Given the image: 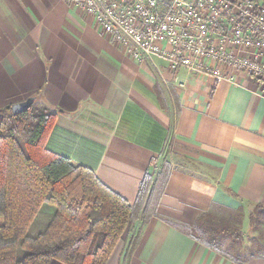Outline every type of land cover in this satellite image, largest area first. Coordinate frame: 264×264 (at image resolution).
Returning <instances> with one entry per match:
<instances>
[{
	"label": "crops",
	"instance_id": "crops-1",
	"mask_svg": "<svg viewBox=\"0 0 264 264\" xmlns=\"http://www.w3.org/2000/svg\"><path fill=\"white\" fill-rule=\"evenodd\" d=\"M258 88L242 72L218 81L160 58L136 61L70 0H0V109L30 96L48 106L46 148L131 204L145 173L170 164L130 256L139 221L106 264H240L196 240L193 222L206 213L251 233L248 214L264 205ZM255 246L242 264H264V244Z\"/></svg>",
	"mask_w": 264,
	"mask_h": 264
},
{
	"label": "trees",
	"instance_id": "trees-1",
	"mask_svg": "<svg viewBox=\"0 0 264 264\" xmlns=\"http://www.w3.org/2000/svg\"><path fill=\"white\" fill-rule=\"evenodd\" d=\"M55 118L48 106L34 102L17 114L10 106L0 109V264H106L124 231L139 221L129 257L142 227L156 215L169 162L163 159L155 174L145 173L131 204L90 168L46 148ZM248 218L250 231L260 234L264 205H254ZM173 225L192 235L185 225ZM193 227L200 243L237 263L245 260L220 247L222 238L244 240L239 223L204 213Z\"/></svg>",
	"mask_w": 264,
	"mask_h": 264
},
{
	"label": "built area",
	"instance_id": "built-area-1",
	"mask_svg": "<svg viewBox=\"0 0 264 264\" xmlns=\"http://www.w3.org/2000/svg\"><path fill=\"white\" fill-rule=\"evenodd\" d=\"M136 61L228 80L242 72L264 98V0H70Z\"/></svg>",
	"mask_w": 264,
	"mask_h": 264
},
{
	"label": "rangeland",
	"instance_id": "rangeland-1",
	"mask_svg": "<svg viewBox=\"0 0 264 264\" xmlns=\"http://www.w3.org/2000/svg\"><path fill=\"white\" fill-rule=\"evenodd\" d=\"M34 103L38 106L43 105L37 101H34ZM152 170V173L155 174L158 171V168H154ZM43 209L45 211L52 210L46 206H44ZM1 223H3V219L0 217V224ZM134 228L135 227H132V231L136 230ZM258 232L259 229L251 231L250 235L248 233H244V240L240 243L232 242L230 239L224 238V241L221 242L220 247L230 254H235L237 251L238 254H240L242 257H245L248 252H251L256 247L255 245L259 243L264 244V225L261 227V233L257 234Z\"/></svg>",
	"mask_w": 264,
	"mask_h": 264
},
{
	"label": "water",
	"instance_id": "water-1",
	"mask_svg": "<svg viewBox=\"0 0 264 264\" xmlns=\"http://www.w3.org/2000/svg\"><path fill=\"white\" fill-rule=\"evenodd\" d=\"M33 102H34V97L30 96L23 101L12 104L10 108L13 114H17L28 109Z\"/></svg>",
	"mask_w": 264,
	"mask_h": 264
}]
</instances>
